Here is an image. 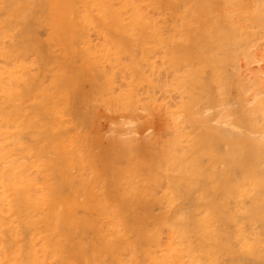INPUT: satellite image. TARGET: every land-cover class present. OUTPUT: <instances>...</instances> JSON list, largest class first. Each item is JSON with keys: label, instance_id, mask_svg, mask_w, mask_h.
<instances>
[{"label": "rangeland", "instance_id": "1", "mask_svg": "<svg viewBox=\"0 0 264 264\" xmlns=\"http://www.w3.org/2000/svg\"><path fill=\"white\" fill-rule=\"evenodd\" d=\"M68 1L73 2V4L68 3ZM179 1L183 2L184 5H181ZM209 1L62 0V18L59 20L60 15L57 18L55 15L53 16L56 14L53 13L52 7L56 5L53 1L52 3L50 0H0V103L3 105L0 104V108H2L0 109L2 112L0 113V129L3 126L2 123L6 124L9 119L8 126L4 125L5 127L3 126L2 132H0V139L2 136L6 137V139L3 138V141L0 140V151L8 149H4V147H7V141L11 140L9 142L12 145L11 143L8 144L9 149L5 152L11 151L13 154L11 152L8 154L11 153L16 160L22 158L24 165L29 166L33 163L31 162L33 159H38V155L43 159L44 157L50 159L52 152L54 155V151H56L54 148V151L48 152L50 149L44 142V136L49 137L47 132H44L45 135L42 132L46 131L47 124L49 127L52 126V129L55 128L54 131L58 136L65 135L64 138L61 136L63 143L56 144L63 148L61 151L63 154L62 174L63 172L65 174L62 178L65 180L62 179V194L64 193L62 198L65 199L63 198L62 202L56 201L52 203L53 205L48 203V206L46 205L47 207L44 208L42 202L38 204L36 201L33 203V201L24 200V203L17 200V192L20 190L15 187V190L13 187H10L9 190L5 189L8 187H0V199L2 200H0V264H173L177 260L179 264H243L244 261L245 264L259 263L258 261H256L257 263L254 262V259L257 258L256 256H261V253L258 252L264 251V237L261 240L259 238L261 234L258 238L253 236L256 240L254 238H250V240L247 237L249 232L247 228L248 224L250 225L249 219L250 222L253 219V222L257 220V216L250 214L254 211L253 208L249 210L255 204L252 203L253 201L259 202L258 197H255V200L253 196L256 193L260 194L258 193L260 190L264 194V150L261 149L263 153L261 152L259 159L254 153L255 159L257 158L254 163L252 154L246 157L248 149L253 148L248 144L242 145L239 137L236 136L235 132L233 133L234 128L230 126L235 124V117L240 114L239 110V114L234 110L236 98H238L235 95L237 94V68L240 65L243 68L247 67L248 63H245L244 60L249 57V60L254 59L249 63L250 65L254 66L255 64L256 66L260 61L264 65V28L257 24L260 22L256 17L257 15L253 17L256 20L255 23H252V14H255V11L253 13L251 10L254 8L251 3L252 0ZM242 1L245 4H242ZM128 2H132L136 7L133 16L135 15L136 18L137 15L140 21L135 20V22L138 24L133 20ZM212 4H214L213 9ZM236 5L237 7L240 5L239 9ZM126 6L129 10L126 9ZM76 9L77 11H75ZM241 9L246 10V14H242ZM238 11L239 13H237ZM249 12L252 13L249 14ZM228 13L231 15L229 14V16ZM249 16L253 27H251L252 25L249 26L251 24ZM53 17L54 22L51 21ZM229 20L232 21L227 23ZM229 23H231L230 26ZM239 30L243 32L242 35ZM234 31L240 32V34L237 32L236 34ZM59 32L60 34H58ZM208 34L211 35L210 39ZM233 35L241 40L246 37L248 40H244L247 41V44L238 40L239 43L235 46L234 43L236 44L238 41ZM238 35L240 36L238 37ZM217 37H221L219 39L222 43ZM203 39H205L204 42ZM19 40L20 42L23 41L18 43ZM190 40H192V45ZM227 40L228 42H226ZM199 42L200 45L202 43V46L204 43L205 52L203 47L199 48ZM20 44L26 45L25 48H22V45L20 47ZM193 44L195 47L189 48ZM231 46L232 49L235 46V49L231 50ZM16 47L19 48L16 50ZM201 53L203 54L201 55ZM54 54L58 55L55 56ZM234 56L236 62L232 63L236 67L232 66L231 63L235 59ZM233 57L234 59L231 60ZM257 59L260 61L258 62ZM54 62L57 64L59 62L60 66ZM14 71H16L15 74ZM9 72H12L14 77ZM5 73L10 76L6 78ZM30 74L39 75L36 77L33 75L31 78L32 75ZM55 75H60V80ZM28 76L30 79L36 78L37 80H34L33 84L31 82L32 85H36H34L35 87L31 85L33 90L26 88V95V91L24 92L25 89L22 87L30 86ZM51 76L52 79H50ZM1 78L2 80L5 79L6 85ZM54 79L56 83H54ZM51 82L54 85L51 84L52 86H50ZM26 83H29V86ZM18 84L20 86H17ZM13 85L14 89L19 87L17 90H23L21 94L20 91L17 93L16 89L13 91ZM63 85L64 93L61 92ZM42 87L43 90H47L42 91ZM57 87H60L59 91ZM7 88L8 91L5 90ZM29 89L30 92L28 93ZM52 91L58 93V96L55 95L54 98ZM41 92L48 95L44 97ZM11 93L14 94L13 97ZM33 93L36 94V99L32 100L34 98ZM60 93L63 94L64 98L60 96ZM19 94L20 97H24L21 101ZM29 96L32 98L29 99ZM39 96L45 101L41 99L40 102L41 97L39 98ZM49 97L52 98V101L49 99L50 103L47 99ZM15 98L16 100H14ZM8 99L12 100L9 104ZM64 99H67V102ZM260 99L262 100L261 107H264V92ZM60 101L66 104H61V107L64 108L60 107ZM27 102L32 103V105L30 104L32 111ZM36 102L41 106H38L41 109L40 113L37 111L38 104ZM45 103L58 108V113L53 108V112L46 110L45 107L43 109L42 104L44 106ZM34 104H37V108ZM33 105L36 110H34ZM143 105L147 108H144ZM18 107L20 110H17ZM27 107L30 108L33 115ZM236 107L239 109L238 103ZM15 109L22 112L18 114ZM8 110H10V117L7 116L9 115L7 114ZM43 110L47 111L46 114ZM13 111L14 113H12ZM48 112L49 116L47 115ZM55 113H57V117L54 116ZM59 113L64 114L63 117ZM4 114H7L5 118ZM29 114L31 118H29ZM202 115L207 120H205L206 118L203 120ZM192 116L194 118L201 117L204 123L208 121L209 124L196 123ZM259 116L260 121H262L264 118L261 117L262 115ZM59 119L62 123L59 122ZM62 120L67 121L63 122ZM34 121L40 123H36V126ZM257 122L259 124L258 120ZM50 123L51 125H49ZM28 124L30 126L27 127ZM23 126L27 128L25 129ZM7 128L12 131H7ZM28 128L31 129L28 130ZM38 128L42 130L37 131ZM57 128L58 130H56ZM15 130L18 132L16 136L14 135ZM33 130L36 131L35 135L37 134L38 137H35L34 134L33 138L30 136ZM20 132L21 138L17 139ZM28 132L30 137L27 136ZM39 132L42 134L40 135ZM9 133H12L13 137L12 134L11 136L7 135ZM22 134H26L28 141H32V143L27 141V137H24L26 140L23 139V141ZM54 135L50 134L49 140L52 138L49 141L50 145V142L55 138ZM14 138L23 146L21 153L25 156L17 151L16 148L21 149V147L18 146V143L13 142ZM34 139L35 145L33 144ZM58 141L60 142V140ZM64 141L67 143L64 144ZM67 144L71 146L69 147ZM32 146H34L33 151ZM46 146L47 148H45ZM68 148L71 149L69 151L71 156L69 153L66 154L67 156L64 154L65 151L67 153ZM25 150L30 151L26 154ZM243 150L247 152L246 156L243 155ZM36 151L37 153L41 152L35 154ZM14 152L19 153V156L18 154L15 155L20 159L15 157ZM42 153L46 156H43ZM258 153L260 151L256 154ZM29 156L37 158L30 159ZM63 156L65 159L67 157L66 162L65 159L63 160ZM24 157H27V160ZM68 158H71L72 163ZM18 163L20 164V161ZM23 163L21 162V164ZM67 165H70L69 168ZM31 166L33 167L32 164ZM64 166L68 169L66 170ZM32 167L30 171L33 169ZM33 172L36 173L35 170ZM93 172L98 173L96 176L98 175L99 179L94 177ZM183 172H187L185 173L186 177ZM154 173H156V177ZM164 173H169L167 174L169 178ZM35 175L38 177L37 181H43L41 172ZM35 175L32 174L37 178ZM90 176L96 179H88ZM147 176L148 178H145ZM82 177L84 180H81ZM117 177L118 180H116ZM177 177L181 179L175 180L174 178L178 179ZM85 178L88 180L85 183L86 187L82 185L84 181L86 182ZM144 178L150 180L143 182ZM74 179L81 180L82 183L77 184L78 182ZM168 179L172 181L169 182ZM182 179H185V183ZM155 180L159 182L155 183ZM180 180L182 182H179ZM152 182L154 183L152 184ZM168 185L169 187H167ZM256 187L261 189L258 191ZM34 190H32V194L41 192V190ZM252 191L255 192L254 195H252ZM4 195L5 198L3 199L2 196L4 197ZM4 201L9 202L8 204L12 206ZM262 203L264 204V201ZM27 204L29 205L28 211H26ZM55 206L58 211L53 209ZM256 206L254 205V207ZM257 207L260 208V206ZM246 210L251 212L248 211V213ZM56 211L59 212L61 220L57 217L59 222L55 223V215L58 216ZM32 214L35 216L34 218L31 217ZM259 214L261 215L260 212ZM39 215L40 217H38ZM65 216L66 219L71 216L69 221L65 219ZM28 217L33 219L30 221ZM258 221L259 224L254 223V225L260 227L261 218H258ZM67 223L69 224L67 225ZM45 226L49 228V231L51 230L50 233ZM113 227L115 228L113 229ZM185 228L188 233L184 231ZM176 229L177 231H175ZM121 230L124 231L123 234ZM58 235L59 238H57ZM58 239L59 241H57ZM246 239L247 241H245ZM126 240L127 242H124ZM249 243L252 245L247 246ZM51 244H54V247ZM53 250H58V252L56 251L57 253L54 254ZM246 251L247 253H245ZM173 255L174 257H172ZM175 255L177 256L175 257ZM261 258L264 260L263 257Z\"/></svg>", "mask_w": 264, "mask_h": 264}, {"label": "bare ground", "instance_id": "2", "mask_svg": "<svg viewBox=\"0 0 264 264\" xmlns=\"http://www.w3.org/2000/svg\"><path fill=\"white\" fill-rule=\"evenodd\" d=\"M51 2L53 1L56 5H54L52 8H53V10H54V12L53 13H56V14H53V16L55 15L56 16V18H57V16L59 17V15L61 16L60 18H59V20L62 18V0H50ZM182 1V0H181ZM187 1V0H186ZM209 1V0H208ZM225 1H227V0H225ZM238 1H240V0H238ZM245 1V0H244ZM244 1H242V4H245V3H243ZM52 2V3H53ZM69 2H71V1H68V3ZM210 2V1H209ZM215 2V1H214ZM224 2V1H223ZM49 3V2H48ZM72 4H73V2H71ZM130 3V10H129V8L127 7L126 9L127 10H129V11H132V13H131V15L133 16V13H135L136 12V10H135V5L132 3V2H128V4ZM179 3H181V5H184V4H182L183 2H180L179 1ZM230 3V2H229ZM250 3V2H249ZM252 6L254 7V8H252L251 10H252V12L253 11H255V14H252V18L249 16V21H250V18L253 20V24L255 23V18H253V17H255V15H257L256 17H258V19L260 20V22L258 23L257 22V24L259 25H261V28H264V0H252ZM50 4V3H49ZM76 4V3H75ZM127 4V3H126ZM226 4V3H225ZM237 5H238V3H236ZM66 5H69V4H66ZM71 5V4H70ZM180 5V4H179ZM205 5H207V4H205ZM213 6H212V9H213V7H214V4H212ZM237 5H236V7H237ZM186 6V5H185ZM203 6H204V4H203ZM209 6H211V5H209ZM230 6V5H229ZM240 6V5H239ZM238 6V7H239ZM243 6V5H242ZM84 8H85V6H83ZM125 7V6H124ZM139 7V6H138ZM137 7V8H138ZM206 7V6H205ZM237 7V8H238ZM75 8V7H74ZM76 8H79V6H76ZM236 8V9H237ZM243 8H244V6H243ZM245 8H248V7H245ZM250 8V7H249ZM58 9H59V12H58ZM82 9V8H81ZM126 9H124L125 11H127ZM140 9V7L138 8V10ZM209 9V8H208ZM211 9V8H210ZM233 9V8H232ZM231 9V10H232ZM236 9H234V10H236ZM239 9V8H238ZM69 10V9H68ZM74 10V9H73ZM84 10V9H83ZM221 10V9H220ZM242 10V14H246L245 13V11H243V9H241ZM241 10H239L240 12H241ZM250 10V11H251ZM57 11V12H56ZM75 11H77V9L75 10ZM140 11V10H139ZM138 11V12H139ZM239 11L237 12V13H239ZM60 12H61V14H60ZM68 12V11H67ZM80 12V11H79ZM78 12V13H79ZM137 12V13H138ZM221 12V11H220ZM252 12H249V14H251ZM71 13V12H70ZM82 13V12H81ZM222 13H223V10H222ZM225 13V12H224ZM235 13V12H234ZM254 13V12H253ZM58 14V15H57ZM227 14V13H226ZM231 15V13H228V15ZM242 14L240 13V15H241V18L243 17L242 16ZM229 15V16H230ZM248 15V14H247ZM261 15V16H260ZM49 16V15H48ZM236 17H237V15H235ZM259 16H260V18H259ZM246 17V16H245ZM239 18V17H238ZM54 19V17L51 19V21ZM58 20V19H57ZM133 20H134V22H135V20L137 21L138 20V18H137V15H136V18H135V15L133 16ZM251 20V21H252ZM63 21V20H62ZM138 21H140V20H138ZM141 21H142V18H141ZM230 21H232V20H229V21H227V23L228 22H230ZM248 21V22H249ZM251 21H250V23H251ZM258 21V20H257ZM53 22H54V20H53ZM237 22H238V24H239V21L237 20ZM62 23V22H61ZM136 24H138V22H135ZM141 23H143V22H141ZM233 23V22H232ZM244 23V22H243ZM250 24L249 26H251V27H253V24ZM49 24V23H48ZM52 24V23H51ZM230 24L231 23H229L228 25L230 26ZM237 24V23H236ZM232 25H234V24H232ZM54 26V25H53ZM142 26H143V24H142ZM243 26V25H242ZM254 27H255V25H254ZM51 28V27H50ZM208 28V27H207ZM53 29V28H52ZM55 29H58V28H55ZM69 29L71 30V28L69 27ZM241 29V28H240ZM243 29V28H242ZM247 29V28H246ZM239 31H241V30H239ZM244 31V30H243ZM246 31V30H245ZM51 32V31H50ZM235 32V31H234ZM237 32V31H236ZM235 32V33H236ZM247 32V31H246ZM237 33H239L240 34V32H237ZM236 33V34H237ZM58 34H60V32L58 33ZM62 34V33H61ZM243 34V32L241 31V35ZM209 35V34H208ZM245 35V34H244ZM243 35V36H244ZM247 36H248V34H246ZM51 36H53V35H51ZM60 36V35H59ZM210 36V37H209ZM208 36V38L210 39L211 38V35H209ZM228 36V35H227ZM229 36H230V34H229ZM235 38H236V41H238V40H241V39H238L237 38V36H235V35H233ZM240 35H238V37H239ZM232 37V36H231ZM62 38V37H61ZM199 38V37H198ZM218 39L220 38L221 39V37H217ZM229 38V37H228ZM234 38V39H235ZM241 38V37H240ZM244 39H246V40H248L246 37H243ZM242 38V39H243ZM55 39H57V38H55ZM194 39H195V37H194ZM218 39H216V40H218ZM220 39H219V41H220ZM241 40L242 42H246L245 44H247V41H245V40ZM21 40V39H20ZM20 40H19V42L18 43H21L20 42ZM153 40V39H152ZM160 40V39H159ZM188 40V39H187ZM199 40H201V39H199ZM204 40L205 39H203L202 41L204 42ZM208 40V39H207ZM212 40H214L213 38H212ZM58 41V40H57ZM186 41V40H185ZM189 41V40H188ZM191 41L192 40H190V44L192 45V43H191ZM229 41L231 42V39H229ZM233 41V40H232ZM217 42V41H216ZM216 42H215V44H216ZM221 42V41H220ZM226 42H228V40L226 41ZM229 42V43H230ZM58 43V42H57ZM60 43V42H59ZM185 43V42H184ZM187 43V42H186ZM195 43V42H194ZM208 43V42H207ZM222 43V42H221ZM225 43V42H224ZM239 43V41L235 44L234 43V45L235 46H237V44ZM243 43V44H244ZM24 44V43H23ZM23 44H20V47H22L23 46ZM188 44V43H187ZM187 44H186V46H187ZM189 44V45H190ZM197 44V43H196ZM199 44V48H202L203 50H204V43H203V46H202V43H201V45H200V42L198 43ZM227 44V43H226ZM232 44H233V42H232ZM249 44V43H248ZM22 45V46H21ZM217 45V44H216ZM218 45H221V44H218ZM26 46V45H25ZM25 46H23L22 48H25ZM60 46V45H59ZM62 46V45H61ZM227 46V45H226ZM235 46H233V48L235 49ZM239 46H240V44H239ZM188 47V46H187ZM192 47H195V45L193 44V46H191V47H189V48H192ZM197 47H198V45H197ZM196 47V48H197ZM19 47H16V50L18 49ZM186 48V47H185ZM188 48V49H189ZM205 48H207V46H205ZM187 49V50H188ZM234 49H232V46H231V50H234ZM201 50V49H200ZM230 50V51H231ZM19 51H21V49H19ZM23 51V50H22ZM47 51V50H46ZM49 51V50H48ZM185 51H186V49H185ZM42 52H44V51H42ZM196 52H197V50H196ZM202 52V51H201ZM204 52H205V50H204ZM235 52V51H234ZM234 52H232V54H234ZM47 53V52H46ZM187 53V52H186ZM220 53V52H219ZM7 54H9V53H7ZM45 54V53H44ZM191 54V53H190ZM203 53H201V55H202ZM231 54V55H232ZM47 55V54H46ZM55 56L56 55H58V54H54ZM187 55V54H186ZM43 56V55H42ZM187 56H190V55H187ZM47 57H48V55H47ZM62 57V56H61ZM235 57V56H234ZM234 57L231 59V60H233L234 59ZM43 58H44V56H43ZM250 58V57H249ZM249 58H246V60H244V62L246 63H248V65H247V67H245V68H243V66H241L240 64V66L237 68V71H236V75H237V94H235V95H237L238 96V98H236L237 99V102L235 103V109L234 110H236V111H234V112H236V113H238V110L240 111L238 114V116H236L235 117V124H231V125H233V126H230L231 128H234L233 129V133L235 132V134H236V136L237 137H239L238 139H239V141H241L242 142V145L244 144V145H251V147L253 148V149H248V153L247 152H245V150H243V155L244 156H246V153H247V156L246 157H248V156H250L251 154V156H253V161H254V163L257 161V158L259 159L260 157H261V154L263 153V150H264V122H262V121H260L261 119H259V115H262L261 117H263L264 118V107H261V102H262V100L260 99V97H261V95H262V93L264 92V71H263V69H264V65L262 64V61H260V60H258L257 59V61L259 62L258 63V65H256L255 66V64H254V66L253 65H250L249 63L251 62V61H254V59L252 60V58L249 60ZM254 58V57H253ZM49 59H50V53H49ZM56 59H58V58H56ZM228 59V58H227ZM226 59V60H227ZM262 59V58H261ZM238 60V59H237ZM264 60V59H263ZM46 61V60H45ZM53 61V60H52ZM60 61V60H59ZM243 61V60H242ZM249 61V62H248ZM42 62H43V60H42ZM51 62V61H50ZM232 62H236V57H235V59L233 60V61H231V63ZM47 63V62H46ZM52 63V62H51ZM54 63H56V62H54ZM241 63H243V62H241ZM53 64V63H52ZM51 64V66H53ZM57 64V63H56ZM58 64H59V62H58ZM57 64V65H58ZM244 64V63H243ZM242 64V65H243ZM43 65V64H42ZM234 64L232 63V66H233ZM245 65V64H244ZM59 66H60V64H59ZM62 66V65H61ZM66 66H68V65H66ZM65 66V67H66ZM74 66V65H73ZM79 66V65H78ZM190 66H192V65H190ZM189 66V67H190ZM235 66V65H234ZM55 67V66H54ZM196 67V66H195ZM236 67V66H235ZM1 68V67H0ZM57 68V67H56ZM61 68H63V67H61ZM70 68V67H69ZM72 68V67H71ZM175 68V67H174ZM173 68V70H175ZM6 69V68H5ZM10 69V68H9ZM8 69V70H9ZM48 69V68H47ZM54 69V68H53ZM65 69V68H64ZM73 69V68H72ZM178 69V68H177ZM7 70V69H6ZM5 70V71H6ZM11 70V69H10ZM13 70V69H12ZM15 70V69H14ZM49 70V69H48ZM56 70V69H55ZM57 70H59L58 68H57ZM172 70V71H173ZM234 70H236L235 68H234ZM45 71V70H44ZM60 71V70H59ZM63 71V70H62ZM68 71V70H67ZM178 71V70H177ZM176 71V73H178ZM8 72V71H7ZM15 72L16 71H14V74H15ZM50 72H53V71H50ZM70 72V71H69ZM76 72V71H75ZM174 72V71H173ZM10 73V72H9ZM12 73V72H11ZM10 73V75H12ZM62 73V72H61ZM53 74V73H52ZM58 74V73H57ZM60 74V73H59ZM63 74H64V72H63ZM70 74V73H69ZM174 74H175V72H174ZM4 75H6V73L4 74ZM9 75V76H10ZM25 76H27V74H24ZM30 75H32L31 76V78L33 77V75L34 74H30ZM39 74H35L34 76L36 77V76H38ZM48 75V74H47ZM67 75V74H66ZM235 75V76H236ZM7 76V75H6ZM9 76H7L6 78H8ZM13 76V75H12ZM22 76V75H21ZM56 77L58 76V75H55ZM55 76H54V78H55ZM60 76V75H59ZM59 76H58V78H59ZM61 76H63L64 77V75H61ZM176 76H178V75H176ZM3 77H5V76H3ZM14 77V76H13ZM45 77H46V75H45ZM48 77V76H47ZM67 77V76H66ZM24 78V77H23ZM28 78H29V83H26V85H28L29 87H22V88H24L25 90H24V92L26 91V88H30V89H32L33 87H35L34 85H32L33 84V82H34V80H37L36 78L33 80V79H30V76H28ZM38 78V77H37ZM192 78H194V77H192ZM192 78H191V80H192ZM11 79H12V77H11ZM50 79H52V76L50 77ZM1 80H2V78H1ZM4 80L5 79H3L2 80V82H4ZM16 80V79H15ZM33 80V81H32ZM39 80V79H38ZM41 80V79H40ZM48 80V79H47ZM58 80H60V78L58 79ZM57 80V81H58ZM190 80V79H189ZM23 81H24V79H23ZM56 80L54 79V83H56L55 82ZM18 82V81H17ZM20 82V81H19ZM28 82V81H27ZM31 82H32V84H31ZM38 82V81H37ZM42 82V81H41ZM5 83V82H4ZM3 84V83H2ZM20 84V83H19ZM17 85V86H20V85ZM21 84H22V82H21ZM54 85L52 82L50 83V86H52V85ZM5 85H6V83H5ZM24 85V84H23ZM22 85V86H23ZM33 87H32V86ZM37 85H38V83H37ZM45 85H46V82L44 83V87H45ZM49 85V84H48ZM58 85H59V83H58ZM42 86H43V83H42ZM32 87V88H31ZM62 87H64V85L63 86H61V89H63V90H61V92L62 93H64V89L65 88H62ZM1 88V87H0ZM46 88H47V86H46ZM11 89V88H10ZM15 89H16V91H17V93H18V91H20V94H21V92L23 91H21V90H17V89H19V87H15ZM14 89V85H13V91L15 90ZM21 89V88H20ZM30 89H29V91H28V93L30 92ZM34 89H37V88H34ZM41 89V88H40ZM51 89V88H50ZM1 90V89H0ZM6 91H8V88L7 89H5ZM33 90V89H32ZM42 91H44L43 90V87H42V89H41ZM47 90V89H46ZM45 90V91H46ZM57 90L59 91L60 90V87H57ZM57 90H55L54 89V91H56V92H58ZM67 90V89H66ZM65 90V91H66ZM35 91V90H34ZM33 91V92H34ZM37 91V90H36ZM44 91V92H45ZM54 91H52L51 93L52 94H54V98H55V95L56 96H58V93L56 94V92H54ZM12 92V91H11ZM24 92H23V95H24ZM38 92V91H37ZM40 92V91H39ZM44 92H41V95H44V94H42V93H44ZM48 92H49V90H48ZM67 92V91H66ZM32 93V92H31ZM30 93V94H31ZM6 94V93H5ZM12 94V93H11ZM20 94H19V98H20V101L21 100H23L22 98H24L23 96L22 97H20ZM65 94H67V93H65ZM9 95V94H8ZM18 95V94H17ZM26 95H27V91H26ZM36 95V94H35ZM35 95H34V93L32 94V96L34 97V98H32L31 96H29V99H31L32 98V100L33 99H36L35 98ZM38 95V94H37ZM45 95H48L47 93L45 94ZM45 95H44V97H45ZM63 94H61L60 93V96H62ZM7 96V95H6ZM11 96V95H10ZM9 96V97H10ZM14 96V94H12V97ZM50 96H51V94H50ZM189 96V95H188ZM26 97V96H25ZM41 96H39V98H40ZM63 97V96H62ZM4 98V97H3ZM2 98V99H3ZM18 98V99H19ZM53 98V99H54ZM64 98V97H63ZM191 98V97H190ZM1 99V98H0ZM10 99V98H9ZM8 99V100H9ZM38 99V98H37ZM41 99H43L42 97L40 98V102H41ZM48 99V102H49V99H50V97L49 98H47ZM52 99V98H51ZM50 99V100H51ZM60 99V98H59ZM68 99V98H67ZM67 99H64V100H66V102H67ZM14 100H16V98L14 99ZM31 100V101H32ZM39 100V99H38ZM182 100H184V99H182ZM10 101L12 102V100H9V102H8V104L10 103ZM19 101V100H18ZM18 101H16V102H18ZM27 101H28V99H27ZM42 101H45V99H43ZM52 101V100H51ZM1 102V101H0ZM3 102V101H2ZM7 102V101H6ZM47 102V103H48ZM55 102V101H54ZM53 102V103H54ZM62 101H60V107H61V104H63V105H66V104H64V103H61ZM4 103H5V101H4ZM24 103V102H23ZM22 103V104H23ZM34 103V102H33ZM37 104H38V102H36ZM43 103V102H42ZM50 103V102H49ZM182 103V102H181ZM239 104V109H237V107H236V104ZM1 105H2V103H0ZM7 103H6V105H8ZM13 104V103H12ZM27 104H29V107L31 108L32 106V103L30 102V103H28L27 102ZM31 104V105H30ZM36 104V105H37ZM51 104H52V102H51ZM48 105V104H46L45 103V105L43 106V104H42V108L44 109V107L46 108V110H52V108H53V110L55 111V112H57V109L56 108H54V107H52L53 105ZM59 104V103H58ZM14 105V104H13ZM26 105V104H25ZM35 105V104H34ZM34 105H33V107H34ZM36 105H35V107H36ZM56 105V104H55ZM185 105H187V104H185ZM3 106V105H2ZM19 106V105H18ZM27 106V105H26ZM41 107L39 104L37 105V107ZM58 106V105H57ZM135 106V105H134ZM1 107V106H0ZM35 107H34V110H36L35 109ZM36 107V108H37ZM38 107V108H39ZM59 107V106H58ZM112 107V106H111ZM143 107H144V105H143ZM146 107V106H145ZM144 107V108H145ZM186 107V106H185ZM22 107L20 106V109H21ZM30 108H28L27 107V109H29V112H30ZM37 108V111L39 112V111H41V109L39 110ZM61 108H64V107H61ZM113 108V107H112ZM147 108V107H146ZM149 108V107H148ZM0 109H2V108H0ZM5 109V108H4ZM19 109V107H18V109L17 110H20ZM26 109V110H27ZM14 110V109H13ZM16 110V109H15ZM16 110V111H17ZM53 110H52V112H53ZM4 111V110H3ZM10 110H8V112H7V114H9L10 112H9ZM24 111H25V108H24ZM31 111H32V108H31ZM36 111V112H37ZM62 111V110H61ZM178 112L180 111V109L179 110H177ZM177 111H176V113H177ZM182 111V110H181ZM4 112H6V110L4 111ZM18 112V114H20L21 112H19V111H17ZM34 112V111H33ZM43 112L46 114V112L47 111H44L43 110ZM60 112V111H59ZM65 112V111H64ZM189 112V111H188ZM258 112H260V114H258ZM0 113H2V112H0ZM12 113H14V111L12 112ZM16 113V112H15ZM31 114H32V112H30ZM40 113V112H39ZM58 113V112H57ZM57 113H55V115L54 116H56V114ZM63 113V112H62ZM62 113H59V114H62ZM163 113V112H162ZM235 113V114H236ZM7 114H4V118H5V116L7 115ZM25 114V113H24ZM35 115H37V113H34ZM52 114V113H51ZM191 114H193L192 112H191ZM1 115V114H0ZM11 115H14V116H16L15 114H11ZM28 115V114H27ZM33 115V114H32ZM47 115L49 116V112L47 113ZM63 115L64 114H62V117H63ZM187 115H189L188 113H187ZM195 115H197V114H195ZM3 116V115H2ZM7 116H9L10 117V114L9 115H7ZM31 115L29 114V118H31L30 117ZM40 116V115H39ZM170 116V115H169ZM200 116V115H199ZM203 116V115H202ZM1 117V116H0ZM19 117V116H18ZM34 117V116H33ZM36 117H38V116H36ZM41 117H43V115L41 114ZM57 117V116H56ZM60 117H61V115H60ZM59 117V118H60ZM190 117H191V115H190ZM193 117V116H192ZM13 118V117H12ZM20 118V117H19ZM25 118H26V116H25ZM28 118V119H29ZM35 118V117H34ZM33 118V119H34ZM206 117H204L203 116V120L205 119ZM38 119H41V118H38ZM48 119V118H47ZM53 119V118H52ZM193 119H195V121H196V123L197 122H200L202 125H208L209 124V122L207 121V123L205 122L204 123V121L202 120V118L200 117V118H198V117H196V118H194L193 117ZM193 119H191L192 121H193ZM213 119V118H212ZM214 119H216V118H214ZM259 121V124H258V122H257V120ZM6 120H7V117H6ZM17 120V119H16ZM51 120V119H50ZM60 120V119H59ZM205 120H207V118L205 119ZM8 121H9V119L7 120V123H8ZM12 121V120H11ZM13 121H14V119H13ZM23 121V120H22ZM21 121V122H22ZM25 121H26V119H25ZM36 121H37V119H36ZM54 121V120H53ZM63 121V120H62ZM65 121H67V120H65ZM65 121H63V122H65ZM213 121V120H212ZM2 122V121H1ZM4 122H5V120H4ZM18 122V121H17ZM28 122H29V120H28ZM31 122V121H30ZM45 122H46V119H45ZM59 122H61V120L59 121ZM256 122H257V124H256ZM262 122V124H260ZM7 123L6 124H4V123H2L3 124V126L5 125H7ZM34 123H35V121H34ZM33 123V124H34ZM37 124L38 123H40V122H36ZM35 123V125L37 126V124ZM44 123V122H43ZM58 123V122H57ZM56 123V124H57ZM62 123V122H61ZM9 124H10V122H9ZM20 124V123H19ZM63 124H66V123H63ZM11 125H13L12 124V122H11ZM22 125H24V124H22ZM22 125H19V127H22ZM30 125H32L31 123H30ZM29 124L27 125V127L28 126H30ZM40 125V124H39ZM44 125V124H43ZM42 125V126H43ZM49 125H51V123L49 124ZM54 125V124H53ZM2 126V127H3ZM4 126V127H5ZM8 126V125H7ZM6 126V127H7ZM15 126V125H14ZM60 126V125H59ZM63 126V125H62ZM2 127H1V129H2ZM10 128H12L11 126H9ZM8 127V128H9ZM27 127H25V126H23V128H27ZM32 127V126H31ZM44 127V126H43ZM47 128H45V130L46 131H42L43 132V135H45V133L44 132H47L48 134H49V137H50V134H55L54 136H55V138L58 136L57 134H56V131H54V129H52V126L51 127H49L48 126V124H47V126H46ZM54 127V126H53ZM7 128V131H9L10 130V132L12 131L11 129H8ZM14 128V127H13ZM18 128V127H17ZM33 128H34V126H33ZM62 128V127H61ZM0 129V132H2V130ZM29 129H31V128H28V130ZM5 130V129H4ZM38 130H42V129H40V128H38L37 129V131ZM52 130H53V132H52ZM56 130H58V128L56 129ZM7 131H5V133L7 132ZM19 131H20V129H19ZM59 131H61V130H59ZM63 131V130H62ZM13 132H14V130H13ZM15 132H16V130H15ZM23 132H25L24 130H23ZM34 132V130L31 132L32 133V135H30L32 138H33V134L35 135V132ZM8 133V132H7ZM30 133V134H31ZM1 134H4V133H1ZM12 134V133H11ZM11 134L9 133V134H7V135H10L11 136ZM16 134H18V132H16L14 135L16 136ZM26 134H27V132H26ZM26 134H22L23 136V138H22V140L23 139H25L24 137H27V136H29V132H28V135L27 136H25ZM39 134H40V132H39ZM42 134V133H41ZM40 134V135H41ZM61 134V133H60ZM65 134V133H64ZM6 135V134H5ZM57 135V136H56ZM63 135V134H62ZM61 135V136H62ZM9 136V137H10ZM29 136V137H30ZM46 136V135H45ZM44 136V140H42V141H44V142H46V145H48V148L50 149L48 152H50L51 150H53L54 151V148L56 149V151H54V155H53V152H52V158L53 157H55L54 159H52V158H48L47 157V159H45V157H44V159L43 158H41V157H39V155H38V159L36 160H34L33 158H37V157H31V156H29V158L30 159H33L31 162H33V163H31L32 165H33V167L31 166V164L29 165V166H26V165H24V163H23V159L21 158H17L16 157V155L15 154H18V156H19V153H15L14 152V155H15V157L17 158V159H20V160H16L14 157H12V152L11 151H8V153L9 152H11L10 154H8L7 152H5L6 150H8L9 149V146H8V144H10L11 142H9V141H11V140H9V141H7L8 143H7V147H4L3 145L4 144H2V146L4 147V149L5 148H8V149H5V151L3 150V151H0V187H8V189L7 188H5L6 190H9L10 189V187L12 188H16V189H18V190H20V191H18L17 192V200H19V201H23L24 202V200H28V201H33V203L36 201V202H38V204H39V202H42V204H44V208H45V206L47 205L48 206V203H54V202H62V199L64 198H62V196H63V194H62V176H63V174H65L64 172H63V174H62V155L63 154H61V151H62V147L61 146H59L58 147V145L62 142L61 140H63V139H61V136H58L56 139L54 138L53 139V141L52 142H50L51 143V145L49 144V141L50 140H52V138H50V140H49V137H45ZM65 136V135H64ZM64 136H62V138H64ZM9 137H8V139H9ZM12 137H13V134H12ZM19 137L21 138V132H20V134H19V136L17 137V139H19ZM35 137H38L37 136V134L35 135ZM3 138L4 139H6V137L4 136H2V138L0 139V140H2L3 141ZM32 138H30V140H32ZM60 138V139H59ZM16 139V140H17ZM39 140L41 139V137L40 138H38ZM43 139V138H42ZM15 140V138H14V143L16 142V143H18L17 141ZM26 140V139H25ZM39 140H37V141H39ZM48 140V141H47ZM57 140H60V142L58 141L57 142ZM70 140V139H69ZM2 141H1V143H2ZM5 141V140H4ZM24 141V140H23ZM27 141H28V137H27ZM34 141V145H35V139L33 140ZM56 141V142H55ZM66 141H68V140H66ZM22 142V141H21ZM28 142H30V143H32V141H28ZM65 142V141H64ZM70 142V141H69ZM5 143V142H4ZM15 143V144H16ZM20 143V142H19ZM19 143H18V146H20L21 147V149H19V147H17L16 149H18L17 151H20V153L23 151V146H21V143H20V145H19ZM22 143H24V142H22ZM41 143V142H40ZM48 143V144H47ZM54 145H53V144ZM59 143V144H58ZM63 143V142H62ZM67 142H65L64 144H66ZM127 143V142H126ZM45 144V143H44ZM56 144H58V145H56ZM68 144H70V143H68ZM67 144V145H68ZM71 144H73V143H71ZM11 145H12V143H11ZM10 145V146H11ZM26 145V144H25ZM39 145V144H38ZM41 145H42V143H41ZM53 145V146H52ZM62 145V144H61ZM241 145V146H242ZM6 146V145H5ZM64 146V145H63ZM69 146V145H68ZM71 146V145H70ZM69 146V147H70ZM127 146V145H126ZM27 147V146H26ZM29 147V146H28ZM27 147V148H28ZM40 147V146H39ZM53 149H52V148ZM243 147H245V146H243ZM13 148V147H12ZM34 148V146H32V151L34 150L33 149ZM41 148V147H40ZM45 148H47V146L45 147ZM61 148V149H60ZM74 148H76V147H74ZM3 149V148H2ZM13 149H15V148H13ZM30 150H31V148H29ZM43 149V148H42ZM66 149H67V147H66ZM69 149V148H68ZM247 149V148H246ZM261 149H263V150H261ZM1 150V149H0ZM30 150H25L26 151V154H28V151H30ZM40 150V149H39ZM44 150V149H43ZM42 150V151H43ZM71 149H69L68 151H67V153H65L64 152V154L66 155V154H68L69 153V151H70ZM72 150H73V148H72ZM16 151V150H15ZM57 151H59V152H57ZM250 151V152H249ZM253 151V152H252ZM260 151V153H258V154H256L257 152H259ZM41 151H39L38 153H40ZM44 152H46V151H44ZM57 152V153H56ZM73 152H74V150H73ZM117 152V151H116ZM262 152V153H261ZM35 154L37 153V151L36 152H34ZM37 153V154H38ZM56 153V154H55ZM254 153H255V155H257V158L255 159V155H254ZM21 154H23V153H21ZM43 154V156H46V154H44V153H42ZM41 154V155H42ZM48 155H49V153H47ZM70 154V153H69ZM250 154V155H249ZM260 154V155H259ZM30 155V154H29ZM40 155V156H41ZM21 156V155H20ZM23 156H25V154H23ZM42 156V157H43ZM67 156V155H66ZM70 156H71V154H70ZM113 156V155H112ZM243 156V157H244ZM255 156V157H254ZM27 157H28V155H27ZM27 157H24V159H26ZM64 158H63V160L65 159V156H63ZM28 158V159H29ZM125 158V157H124ZM66 159H67V157H66ZM66 159H65V162H66ZM69 159V158H68ZM71 159V158H70ZM70 159H69V161H70ZM73 159H74V157H73ZM27 160V159H26ZM163 160V159H162ZM18 161H20V164L18 163ZM25 161V160H24ZM113 161V160H112ZM21 162L23 163V164H21ZM28 162H29V160H28ZM71 163H72V161H70ZM111 162V161H110ZM64 163V162H63ZM120 163V162H119ZM26 164H27V162H26ZM112 164H114V163H112ZM116 164V163H115ZM66 165V164H65ZM107 165H108V163H107ZM68 166H70V165H67V167ZM113 166V165H112ZM33 168L31 171H30V168ZM65 168H66V166H64ZM109 167H110V165H109ZM123 167V166H122ZM64 168V169H65ZM69 168V167H68ZM68 168H66V170L68 169ZM33 170H35V172L36 173H34L33 172ZM70 170V169H69ZM73 170V169H72ZM141 170V169H140ZM150 171V170H149ZM184 171V170H183ZM41 172V175H43V181L42 182H39V181H37L38 180V177L35 175V174H37V173H40ZM72 172V171H71ZM109 172V171H108ZM84 173V172H83ZM94 173V177H98V175L96 176V174H98V173H96L95 174V172H93ZM130 173V172H129ZM151 173H153V172H151ZM150 173V174H151ZM162 173V172H161ZM180 173V172H179ZM184 173V172H183ZM185 173H187V172H185ZM185 173H184V175H185ZM32 174L33 175H35L37 178H35L34 176H32ZM115 174V176H116V173H114ZM155 174V177H156V173H154ZM165 174V173H164ZM163 174V175H164ZM167 174H169V173H166L165 175L167 176ZM74 175V174H73ZM188 175V174H187ZM38 176L40 177V174H38ZM66 176V175H65ZM93 176V175H92ZM101 176H102V174H101ZM151 176V175H150ZM152 176H153V174H152ZM162 176V175H161ZM165 176V177H166ZM171 176H173V175H171ZM174 176H176V175H174ZM173 176V177H174ZM180 176H183V175H180ZM75 177H76V175H75ZM103 177V176H102ZM113 177V179H114V176H112ZM111 177V178H112ZM154 177V178H155ZM158 177V176H157ZM168 178H169V175L167 176ZM172 177V178H173ZM178 177H179V175H178ZM177 177V178H178ZM185 177H186V175H185ZM184 177V178H185ZM67 179L69 178V177H66ZM77 178V177H76ZM119 178H121V177H119ZM145 178H148V176L147 177H145ZM145 178L143 179V182H144V180H145ZM37 179V180H36ZM84 180V178L82 177L81 178V180ZM86 179V178H85ZM88 179H93V180H95L94 178H91V176H90V178H88ZM98 179H99V177H98ZM101 179V178H100ZM156 179V178H155ZM159 179V178H158ZM171 179V178H170ZM175 180H179V179H181V178H178V179H176V178H174ZM40 180H42L41 178H40ZM63 180H65V179H63ZM71 180V179H70ZM74 180H76V179H74ZM73 180V181H74ZM81 180H79L80 181V183H79V181L78 180H76V182H78L77 184H81L82 182H81ZM102 180V179H101ZM116 180H118V177L116 178ZM124 180V179H123ZM147 180H150V179H146L145 181H147ZM157 180V179H156ZM155 180V183L156 182H159V181H156ZM174 180V181H175ZM183 180V182L185 183V179H182ZM69 181V180H68ZM67 181V182H68ZM72 181V180H71ZM87 179H86V182L84 181V183H82V185H84V187H86L85 186V183H87ZM97 181V180H96ZM106 181V180H105ZM110 181V180H109ZM153 181V180H152ZM168 181H169V179H168ZM172 180H170L169 182H171ZM173 181V182H174ZM187 181V180H186ZM66 182V183H67ZM89 182H91V181H89ZM99 182H100V180H99ZM179 182H182L181 180L179 181ZM64 183V182H63ZM73 183V182H72ZM71 183V184H72ZM93 183H95L94 181H93ZM92 183V184H93ZM97 183V182H96ZM110 183V182H109ZM111 183H113V182H111ZM154 182H152V184H153ZM75 184V183H74ZM91 184V185H92ZM119 184V183H118ZM151 184V183H150ZM67 186H68V184H66ZM66 185H65V187H66ZM73 185V184H72ZM88 185H90L89 183H88ZM112 185H114V184H112ZM112 185H109L110 187L112 186ZM128 185V184H127ZM127 185H126V187H127ZM147 185L149 186V183H147ZM155 185V184H154ZM175 185V184H174ZM64 186V185H63ZM77 186V185H76ZM117 186V185H116ZM124 186V185H123ZM146 186V185H145ZM157 186V185H156ZM170 186H171V183H170ZM176 187H178V185H175ZM70 187V186H69ZM78 187V186H77ZM113 187H115V186H113ZM143 187V186H142ZM167 187H169V185L167 186ZM172 187V186H171ZM174 187V186H173ZM15 188H14V190H15ZM264 188V187H263ZM33 189H35V190H37V191H40L41 190V192H36V194H32L33 192H32V190ZM256 189L258 190V189H261L260 187L259 188H257L256 187ZM13 190V191H14ZM34 190V191H35ZM132 190H133V188H132ZM140 190V189H139ZM255 190V188L253 189V191ZM0 191H1V189H0ZM3 191H4V189H3ZM11 191V190H10ZM31 191V192H30ZM109 191V190H108ZM252 191V195H254L255 194V192H253ZM259 191V190H258ZM260 191H262V190H260ZM258 192V193H260V194H255V196H253L254 197V199H255V197H258V200H259V202L258 201H253L252 202V200H251V202L254 204V205H257V206H260V208L259 207H254V205L252 206V207H250V209L249 210H251L252 208V210H254L253 212H251V211H249V210H246L247 212L249 211V212H251L250 214L252 215H255V216H257V220L255 221V222H253L254 221V219H253V221H251L250 222V219H249V221H248V223H250V225H252V226H250L248 223V228H247V231H249L248 232V235H247V237L250 239V238H254L253 236H255L256 238H258V236H260L261 234V237H259L261 240H262V238L264 237L263 235V233H264V211H262V210H264V204L262 203L263 201H264V196H262V195H264L262 192ZM6 192V191H5ZM123 192V191H122ZM129 192V191H128ZM141 192V191H140ZM15 193V192H14ZM2 194V193H1ZM5 194V193H4ZM111 194V193H110ZM7 195V194H6ZM73 195V194H72ZM91 195V194H90ZM129 195H130V192H129ZM252 195L250 194V197H252ZM260 197H259V196ZM71 196V195H70ZM9 197V196H8ZM11 197H12V194H11ZM10 197V198H11ZM66 197V196H65ZM73 197V196H72ZM110 197V196H109ZM2 198L4 199L5 198V195H4V197L2 196ZM14 198V197H13ZM242 198V197H241ZM243 198H244V196H243ZM262 198V200H260V199ZM15 199H16V196H15ZM65 199V198H64ZM72 199V198H71ZM112 199V198H111ZM132 199V198H131ZM251 199H253V198H251ZM253 199V200H254ZM1 200V199H0ZM6 200H7V198H6ZM66 200H68V199H66ZM240 200H242V199H240ZM256 200V199H255ZM2 201V200H1ZM10 201V200H9ZM28 201H26V202H28ZM69 201V200H68ZM72 201H73V199H72ZM94 201V200H93ZM116 201V200H115ZM249 201V200H248ZM5 202V201H4ZM7 202V201H6ZM5 202V203H6ZM11 202V201H10ZM23 202H22V208H23ZM2 203V202H1ZM9 203V202H8ZM8 203H6V204H8ZM14 203H17V202H14ZM25 203V202H24ZM30 203V202H29ZM46 203V204H45ZM71 203V202H70ZM69 203V204H70ZM112 203V202H111ZM124 203V202H123ZM241 203V202H240ZM262 203V204H261ZM36 204V203H35ZM34 204V205H35ZM50 204V205H51ZM68 204V203H67ZM74 204V203H73ZM242 204V203H241ZM9 205V204H8ZM25 205V204H24ZM49 205V206H50ZM53 205V204H52ZM51 205V206H52ZM58 205V204H57ZM243 205V204H242ZM9 206H12V205H9ZM27 206L28 207H26V209L27 208H29V205L27 204ZM30 206H31V204H30ZM46 206V207H47ZM64 207H66L65 205H63ZM98 206V205H97ZM108 206V205H107ZM247 206V205H246ZM24 207V208H25ZM62 207V206H61ZM71 207H72V205H71ZM124 207V206H123ZM19 208V207H18ZM33 208H35V207H33ZM243 208H245V207H243ZM242 208V209H243ZM39 209V208H38ZM50 209V208H49ZM54 210L56 209V206H55V208H53ZM246 209V208H245ZM244 209V210H245ZM16 210V209H15ZM24 210V209H23ZM22 210V211H23ZM42 210H44V209H42ZM41 210V211H42ZM46 210V209H45ZM57 210V209H56ZM257 210V212L259 211V210H261V211H259L260 213H261V215L259 214V212L257 213V212H255ZM21 211V210H20ZM19 211V212H20ZM26 211H28V209L26 210ZM30 211V210H29ZM31 211H33V210H31ZM39 211V210H38ZM58 211V210H57ZM56 211V212H57ZM65 211V210H64ZM125 211V210H124ZM34 212V211H33ZM37 212V211H36ZM47 212V211H46ZM49 212V211H48ZM53 212V211H52ZM243 212V211H242ZM248 212V213H249ZM263 212V213H262ZM21 213V212H20ZM19 213V214H20ZM58 213V216H57V214L55 215V219H57V217H58V219L60 218L59 217V212H57ZM103 213V212H102ZM257 213V214H256ZM116 214V213H115ZM51 215H52V213H51ZM50 215V216H51ZM67 215V214H66ZM247 216V214H244V216ZM23 216V215H22ZM37 216V215H36ZM127 216V215H126ZM25 217V216H24ZM31 217H35V216H33V214L31 215ZM38 217H40V215L38 216ZM38 217H36L37 219H38ZM42 217V216H41ZM47 217V216H46ZM67 217H68V215H67ZM107 217V216H106ZM116 217V216H115ZM29 219H30V221L33 219V218H30V217H28ZM52 218V217H51ZM70 218H71V216H70ZM69 218V219H70ZM103 218V217H102ZM112 218H113V216H112ZM258 218H261V222H260V224H261V226L258 228L256 225H254V223L255 224H259L258 222ZM263 218V219H262ZM27 219V218H26ZM40 219V218H39ZM54 219V221H55V223L58 221V219L57 220H55ZM65 219H66V216H65ZM68 219V218H67ZM66 219V220H67ZM69 219H68V221H69ZM53 220V219H52ZM60 220H61V218H60ZM63 220H64V216H63ZM240 220V219H239ZM30 221H28L29 223H30ZM40 221V220H39ZM53 221V222H54ZM118 221V220H117ZM240 221H242V220H240ZM240 221H238V222H240ZM33 222H36V221H33ZM32 222V223H33ZM59 222V221H58ZM71 222V221H70ZM127 222V221H126ZM237 222V221H236ZM253 222V223H252ZM263 222V223H262ZM40 223H41V221H40ZM50 223H52L51 221H50ZM243 223H244V221H243ZM42 224V223H41ZM59 224V223H58ZM58 224H57V227L59 228V226H58ZM69 223H67V225H68ZM72 224H73V222H72ZM72 224H71V226H72ZM111 224V223H110ZM119 224H120V222H119ZM240 224H241V222H240ZM246 224V223H245ZM245 224H244V226H245ZM43 225V224H42ZM75 225V224H74ZM95 225V224H94ZM254 225V226H253ZM39 227H40V224L38 225ZM118 226V225H117ZM173 226V225H172ZM185 226V225H184ZM247 226V225H246ZM39 227H36V228H39ZM56 227V226H55ZM69 227V229H71L70 228V226H68ZM95 227H96V225H95ZM95 227H94V229H95ZM104 227V226H103ZM119 227V226H118ZM124 227V226H123ZM230 227V226H229ZM45 228L48 230L49 228H47L46 226H45ZM51 228V227H50ZM64 229H65V227H63ZM97 229H98V227H96ZM115 227H113V229H114ZM170 228H172V227H170ZM183 228V227H182ZM40 229H42V228H40ZM57 229V228H56ZM96 229V230H97ZM101 229V228H100ZM180 230H181V228H179ZM178 229V230H179ZM44 230V229H43ZM53 230V229H52ZM63 230V229H62ZM96 230H95V232H96ZM111 230H112V228H111ZM137 230V229H136ZM229 230V229H228ZM49 231V230H48ZM51 231V230H50ZM50 231H49V233H50ZM53 231H55V230H53ZM98 231V230H97ZM122 231V230H121ZM127 231V230H126ZM141 231V230H140ZM175 231H177V229L175 230ZM184 231L186 232V233H188L187 231H186V228L184 229ZM246 231V230H245ZM44 232H45V230H44ZM47 232V231H46ZM101 232V231H100ZM139 232V231H138ZM138 232H136V233H138ZM179 233H180V231H178ZM177 232V233H178ZM124 233V231H122V234ZM127 233V232H126ZM125 233V234H126ZM175 233V232H174ZM183 233V232H182ZM45 234V233H44ZM98 234H99V232H98ZM110 234V233H109ZM121 234V235H122ZM46 235V234H45ZM45 235H44V237H45ZM52 235V234H51ZM55 235V234H54ZM61 236H62V234H60ZM120 235V234H119ZM118 235V236H119ZM183 235H185V233H183ZM49 236H50V234H49ZM60 236V237H61ZM125 236H127V235H125ZM125 236H123V237H125ZM174 236V235H173ZM246 236V235H245ZM51 237V236H50ZM53 238H55L54 236H52ZM57 237V236H56ZM104 238H105V236H103ZM102 237V238H103ZM117 237V236H116ZM147 237H148V235H147ZM174 237H176V236H174ZM179 237V236H178ZM46 238V237H45ZM57 238H59V235H58V237ZM57 238H55V239H57ZM141 238H142V236H141ZM171 238H173V237H171ZM170 238V239H171ZM244 238V237H243ZM256 238H254L255 240H256ZM249 239H248V241H249ZM244 240V239H243ZM251 240V239H250ZM51 241H52V238H51ZM55 241V240H54ZM57 241H59V239L57 240ZM133 241V240H132ZM245 241H247V239L245 240ZM260 241V240H259ZM47 242H49L48 241V239H47ZM63 242V241H62ZM124 242H127V240L126 241H124ZM139 242H141V241H139ZM241 242V241H240ZM254 242V241H253ZM257 242H258V240H257ZM50 243H52V242H50ZM58 243V242H57ZM176 243V242H175ZM247 243V242H246ZM60 244V243H59ZM174 244V243H173ZM177 244V243H176ZM236 244H238V243H236ZM254 244V243H253ZM52 245V244H51ZM54 245V244H53ZM52 245V246H53ZM60 245H63L62 243L60 244ZM129 245V244H128ZM134 246H135V244H133ZM178 245V244H177ZM252 245V244H251ZM250 245V243H249V245H247V246H251ZM47 246H48V244H47ZM50 246V245H49ZM59 246V245H58ZM238 246H240V245H238ZM241 246H243V245H241ZM244 248L246 249V245H245V243H244ZM46 247V246H45ZM54 247V246H53ZM131 247H133V246H131ZM179 247V246H178ZM253 247V246H252ZM135 248V247H134ZM249 248V247H248ZM50 249V248H49ZM56 249V248H55ZM54 249V250H55ZM173 249H174V247H173ZM177 249V248H176ZM181 249V248H180ZM51 250V249H50ZM53 250V251H54ZM131 250V249H130ZM183 250V249H182ZM253 250V249H252ZM251 250V251H252ZM49 251V250H48ZM53 251H52V254H53ZM57 252H58V250H56ZM56 251H54V254L55 253H57ZM175 251V250H174ZM181 251V250H180ZM254 251V250H253ZM51 252V251H50ZM49 252V253H50ZM62 252V251H61ZM61 252H59V253H61ZM147 252V251H146ZM177 252V251H176ZM182 252V251H181ZM245 253H247V251L245 252ZM245 253H244V255H245ZM255 253V252H254ZM258 253H261V256H260V254H258L260 257H263L264 258V251L262 250L261 252H258ZM51 254V255H52ZM116 254H118V253H116ZM173 254V253H172ZM171 254V255H172ZM176 254V253H175ZM238 254V253H237ZM164 255H166V254H164ZM170 255V254H169ZM179 255V254H178ZM240 255H242V254H240ZM116 256V255H115ZM152 256V255H151ZM177 255H175V257H176ZM239 256V255H238ZM251 256V255H250ZM55 257V256H54ZM53 257V258H54ZM58 257V256H57ZM172 257H174V255L172 256ZM252 257H253V255H252ZM257 258H259L258 260H256L257 258H253L255 261L254 262H256V261H258L259 263H257V264H262L263 262H264V260L262 259V261H260L261 259H260V257H258V256H256ZM61 258H62V256H61ZM245 258V257H244ZM251 258V257H250ZM59 259V258H58ZM117 259H118V257H117ZM173 259V258H172ZM179 259V258H178ZM246 259H248V258H246ZM173 260H175V259H173ZM177 260V259H176ZM241 260V259H240ZM60 261V260H59ZM118 261H119V259H118ZM118 261H116V262H118ZM170 261V260H169ZM242 261V260H241ZM250 261H252L251 259H250ZM177 262H178V260H177ZM177 262H174L173 264H175V263H177ZM180 262V261H179ZM240 262V261H239ZM262 262V263H261ZM156 263V262H155ZM251 263V262H250ZM60 264V263H59ZM62 264V263H61ZM177 264H179V263H177ZM243 264H245V261L243 262Z\"/></svg>", "mask_w": 264, "mask_h": 264}]
</instances>
